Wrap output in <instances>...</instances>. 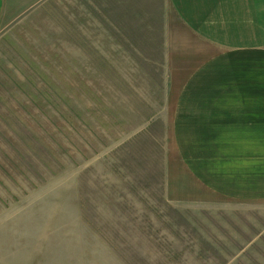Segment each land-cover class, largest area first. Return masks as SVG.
Here are the masks:
<instances>
[{
    "label": "rangeland",
    "instance_id": "rangeland-1",
    "mask_svg": "<svg viewBox=\"0 0 264 264\" xmlns=\"http://www.w3.org/2000/svg\"><path fill=\"white\" fill-rule=\"evenodd\" d=\"M91 2L0 31V264H264V199L167 194L162 16Z\"/></svg>",
    "mask_w": 264,
    "mask_h": 264
},
{
    "label": "crops",
    "instance_id": "crops-1",
    "mask_svg": "<svg viewBox=\"0 0 264 264\" xmlns=\"http://www.w3.org/2000/svg\"><path fill=\"white\" fill-rule=\"evenodd\" d=\"M42 1L0 0V31ZM91 1L106 16L148 17L137 28L144 31L162 16L164 111L175 149L168 196L184 192V177L205 193L222 191L227 177L231 198L263 200L264 0Z\"/></svg>",
    "mask_w": 264,
    "mask_h": 264
}]
</instances>
